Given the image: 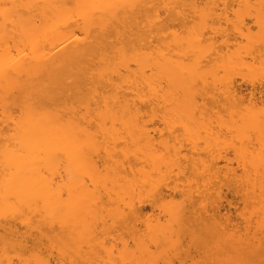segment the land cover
Masks as SVG:
<instances>
[{"label":"bare ground","instance_id":"obj_1","mask_svg":"<svg viewBox=\"0 0 264 264\" xmlns=\"http://www.w3.org/2000/svg\"><path fill=\"white\" fill-rule=\"evenodd\" d=\"M0 264H264V0H0Z\"/></svg>","mask_w":264,"mask_h":264},{"label":"rangeland","instance_id":"obj_2","mask_svg":"<svg viewBox=\"0 0 264 264\" xmlns=\"http://www.w3.org/2000/svg\"><path fill=\"white\" fill-rule=\"evenodd\" d=\"M239 81H240V80H239ZM239 81H238V82H239ZM240 84H241L242 86H245V84H244L243 82H241V81H240ZM225 191H226L227 199L230 200V201L232 202L231 205H230V207H229V209H230V215H231L232 217H235V213L233 212V208L239 206V205H238V204H239V203H238L239 201L235 202L236 199H235V197H234V194H232L231 192H229V191H227V190H225ZM223 203L225 204L226 201H223ZM235 203H236V204H235ZM145 205H147V206H145ZM144 206L148 208V203H145ZM192 250H194V249L191 248V251H192ZM192 252H193V254H194V256H195L194 259H195V260H199V262H200L201 258H200L199 256H196V253H197V252H195V251H192ZM197 255H199V254L197 253Z\"/></svg>","mask_w":264,"mask_h":264}]
</instances>
